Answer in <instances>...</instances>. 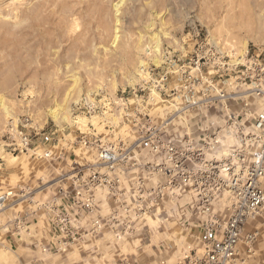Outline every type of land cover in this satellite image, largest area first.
Instances as JSON below:
<instances>
[{
  "label": "rangeland",
  "instance_id": "rangeland-1",
  "mask_svg": "<svg viewBox=\"0 0 264 264\" xmlns=\"http://www.w3.org/2000/svg\"><path fill=\"white\" fill-rule=\"evenodd\" d=\"M42 1L46 0H0V264L181 261L199 247L196 223L200 216L192 211L187 196L175 200L166 192L159 201L145 191L138 199L141 201H105L110 197L107 190L97 189V213L106 217L114 211V231L104 228L87 233L78 241L62 245L59 251L42 249L56 243L48 232L44 204L58 201L73 182L81 180L82 173L87 175L88 166L94 162L95 147L74 143L80 133L96 135L103 143L135 137V125L124 116L125 103L119 98H129L133 89L155 84L152 78L166 69L164 55L190 57L196 44L206 38L229 63L244 62L246 56L255 53L264 58V0H50L37 16L52 21V29L48 30L36 25L32 13ZM64 15L68 17L63 22ZM57 30L74 37L69 40L71 55H64L50 66V58L55 56L44 53L43 42L47 36L55 37ZM156 38L158 52L154 50ZM215 62L203 66V73H213ZM73 72L77 82L73 81ZM55 84L66 88L58 90ZM226 87L228 91L242 90L234 82ZM151 95L157 93L152 91ZM125 101L140 104L136 99ZM168 103L171 100L152 103L154 121L174 110ZM240 103L232 101L230 105L239 109ZM255 104L260 102L254 100L252 111L257 109ZM50 109L60 111L58 120L49 115ZM195 113L204 121L202 116H208V109L200 107L191 114ZM24 115L31 118L38 131L36 152L10 149L13 136L7 124ZM65 115L67 119H63ZM176 119L175 128L179 130H197L195 134L200 135L206 128L203 122L199 128L189 124L182 114ZM247 119L248 130L251 117ZM50 127H57L58 133L51 142L46 138ZM206 132L210 128L202 133ZM233 133H225L223 146L217 144L215 152L198 142V147L205 145L202 158L226 156L238 144ZM45 151L51 156H44ZM151 162L157 161L151 158ZM154 168L150 187L164 176L158 167ZM79 169L82 171L76 172ZM127 192L131 191L118 193L127 199ZM263 213L264 207L244 227V231L256 232L249 250L241 245L244 264H264ZM20 217L23 225L16 228L14 220Z\"/></svg>",
  "mask_w": 264,
  "mask_h": 264
},
{
  "label": "built area",
  "instance_id": "built-area-1",
  "mask_svg": "<svg viewBox=\"0 0 264 264\" xmlns=\"http://www.w3.org/2000/svg\"><path fill=\"white\" fill-rule=\"evenodd\" d=\"M216 52L204 38L196 44L190 57L166 54L163 60L166 69L152 78L153 88L138 87L130 92L132 98H119L125 103L124 116L135 125L133 139L103 143L96 135L80 133L76 136L74 143L95 147V160L88 166L87 175L82 173L81 180L73 182L71 189L64 191L58 201L44 204L48 232L56 243H46L43 251H59L62 245L104 228L114 231V211L106 217L97 213V189L107 190L110 197L105 201H141L138 199L145 191L147 196L153 195L161 201L169 192L175 200L187 196L192 211L200 216L196 223L199 247L175 264H244L241 245L249 250L256 235L254 231H244V227L264 207L261 186L264 176V58L255 53L246 56L244 62L229 63L226 56ZM214 61L213 73H203L202 67ZM232 82L242 90L228 91L226 86ZM152 91L157 95L152 96ZM127 99L139 100L140 104L125 101ZM158 99L171 100L168 104L174 110L154 121L150 109ZM238 100L240 108L232 109L231 102ZM254 100L260 104H255L257 109L252 111ZM132 103V109H128ZM200 107L208 109V116H202L204 121L197 118V113L191 114ZM181 114L186 122L190 121L189 124L197 128L203 122L210 132L202 133L206 128H200L198 135L195 134L197 130L175 128V120ZM248 117L251 120L247 130ZM7 129L13 136L12 152H36L38 131L28 115L10 119ZM233 131L238 144L229 149L226 156L218 159L213 154L210 159L202 158L203 146L215 152L217 144L223 146L224 135L231 136ZM56 132L57 127H50L46 136L49 142L55 140ZM198 142L205 145L198 147ZM43 154L51 156L50 151ZM150 157L157 162L152 164ZM154 167L164 176L161 182L150 187ZM123 190L131 191L127 192V199L119 196L118 192ZM14 225L22 227V217L16 218Z\"/></svg>",
  "mask_w": 264,
  "mask_h": 264
},
{
  "label": "bare ground",
  "instance_id": "bare-ground-1",
  "mask_svg": "<svg viewBox=\"0 0 264 264\" xmlns=\"http://www.w3.org/2000/svg\"><path fill=\"white\" fill-rule=\"evenodd\" d=\"M50 2V0H46V1H42V3L41 2H39L38 4L40 5V6H37L33 11H32V13L34 14V19H36L37 20V23H36V25L37 26H42L43 27V30H48L49 28H51L52 29V27L50 26V25H52V21L49 19V18H44V19H42L41 20V16H40V18L39 17H37L38 16V12L39 11H43V10H45L46 9V7H48V4H46V3H49ZM116 6V5H115ZM44 8V9H43ZM72 13V12H71ZM71 13H69V15H71ZM27 15V14H26ZM68 16L67 15H64V17H63V22H64V20L67 18ZM25 19V18H24ZM3 23H5V22H3ZM2 23V24H3ZM45 23V24H44ZM6 24V23H5ZM5 24L4 25H2L3 27H2V29H4V26H5ZM46 25V26H45ZM7 26H8V24H7ZM6 27V26H5ZM107 27V26H106ZM53 28H54V26H53ZM5 30V29H4ZM6 32H8V30L6 31ZM81 34V33H80ZM75 36V35H74ZM76 36H79V35H76ZM74 38V37H73ZM72 37H69V36H65L63 33H61L60 31H58L57 30V35L55 36V37H51V36H47L46 37V39L44 40V49H45V54L47 55V56H49V57H52V56H55V58L54 57H52V58H50V62H49V65H50V63H56L58 60H60L61 61V59L60 58H63L64 57V55H66L67 57H69L70 55H71V53H70V51H69V49H71V45L69 46V44H70V39H73ZM115 38H117V36L115 35ZM114 38V39H115ZM44 39V38H43ZM113 39V42L115 41ZM70 40V41H69ZM156 44L154 45V50L156 51V52H158V49H159V40H158V38H156ZM73 42V41H72ZM42 43V44H43ZM68 46H69V49H68ZM59 47H61V50H60V52H58V49H59ZM80 48V47H79ZM42 52V51H41ZM56 53L58 54V55H56ZM63 53V54H62ZM62 54V55H61ZM77 54V53H76ZM43 54L41 53V56H42ZM57 56V57H56ZM45 56H43V58H44ZM42 58V59H43ZM58 59V60H57ZM66 59V58H65ZM64 59V60H65ZM46 61V60H45ZM154 61H155V63H157L158 62V60H157V58H155L154 59ZM48 64V63H47ZM47 66V68H48V65H46ZM50 66H52V65H50ZM49 66V67H50ZM53 66H55V65H53ZM141 66L143 67V69H146L145 68V64H141ZM57 69H59V68H57ZM56 72V71H55ZM73 74H74V78H73V81L74 82H77V80H78V77L76 76V72H73ZM41 86V85H40ZM55 86H56V88L58 89V90H63L64 88H66L65 87V85H61V84H58V85H56L55 84ZM60 106V105H59ZM61 107V106H60ZM60 112V111H59ZM56 109H50L49 110V115L54 119V120H58L59 119V117H60V113H59ZM63 119H67V117H66V115L65 116H63Z\"/></svg>",
  "mask_w": 264,
  "mask_h": 264
},
{
  "label": "crops",
  "instance_id": "crops-1",
  "mask_svg": "<svg viewBox=\"0 0 264 264\" xmlns=\"http://www.w3.org/2000/svg\"><path fill=\"white\" fill-rule=\"evenodd\" d=\"M261 186H262V188L264 189V176H263V178L261 179ZM262 216H264V213L262 214ZM243 252V254H244V250H242Z\"/></svg>",
  "mask_w": 264,
  "mask_h": 264
}]
</instances>
